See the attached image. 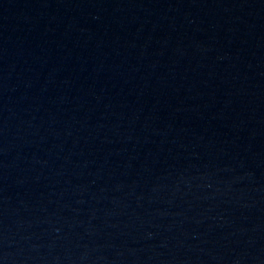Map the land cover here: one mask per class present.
Listing matches in <instances>:
<instances>
[{
    "label": "water",
    "instance_id": "water-1",
    "mask_svg": "<svg viewBox=\"0 0 264 264\" xmlns=\"http://www.w3.org/2000/svg\"><path fill=\"white\" fill-rule=\"evenodd\" d=\"M0 264H264V0H0Z\"/></svg>",
    "mask_w": 264,
    "mask_h": 264
}]
</instances>
